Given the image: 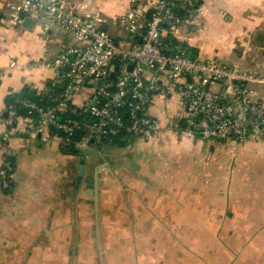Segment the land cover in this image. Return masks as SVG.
I'll use <instances>...</instances> for the list:
<instances>
[{"label": "crops", "instance_id": "crops-1", "mask_svg": "<svg viewBox=\"0 0 264 264\" xmlns=\"http://www.w3.org/2000/svg\"><path fill=\"white\" fill-rule=\"evenodd\" d=\"M13 1L0 0V131L9 99L52 79L43 56L66 39L33 19L31 27L10 25ZM129 1L82 0L75 9L119 39L125 31L113 21ZM224 10L240 27L238 47L213 52L185 23L178 42L203 58L263 67L264 0H208L203 29ZM152 112L180 113L175 100H159ZM29 141L0 147L15 165L11 188L0 193V264H264V143L174 131L148 145L111 140L95 158L62 155L50 143L46 162L25 154Z\"/></svg>", "mask_w": 264, "mask_h": 264}, {"label": "built area", "instance_id": "built-area-1", "mask_svg": "<svg viewBox=\"0 0 264 264\" xmlns=\"http://www.w3.org/2000/svg\"><path fill=\"white\" fill-rule=\"evenodd\" d=\"M81 1L8 3L10 25L31 18L43 33L56 30L66 39L53 56L48 49L43 56L53 71L49 82L62 91L44 103L22 97L7 107L0 147L13 137L40 134L70 151L104 138L150 143L174 131L191 139L264 143V66L249 70L203 58L176 38L181 24L205 15L208 0H130L113 21L125 31L119 39L94 16L77 12ZM48 83L41 92L50 90ZM159 100H175L179 115L153 113ZM9 158L0 157V193L12 186L15 165Z\"/></svg>", "mask_w": 264, "mask_h": 264}, {"label": "rangeland", "instance_id": "rangeland-1", "mask_svg": "<svg viewBox=\"0 0 264 264\" xmlns=\"http://www.w3.org/2000/svg\"><path fill=\"white\" fill-rule=\"evenodd\" d=\"M230 15L231 14H228L226 16L225 10L221 11L218 19H214L212 21V23L210 24L211 27L207 31L203 29L204 26L203 17L193 18V20L190 23L188 24L185 23L184 25H186L190 29L191 36L196 33L202 35V38L200 40L202 43L206 44V47H209V50H212L213 52L228 51L229 48L238 47L242 43L241 35L239 33L240 27L234 25L233 19L229 18ZM179 27H181V25ZM123 31L124 30L120 28L121 34L124 33ZM191 52L197 55H199L200 53V52L198 53L197 50L193 51L192 49ZM213 56L214 55H212V57ZM180 135L183 139L186 138L183 134L180 133ZM29 138H30L29 141L30 143L28 144L29 148L27 147L25 150H23L25 151V154L35 155L39 157L41 160L47 162V159L50 158L48 157V155L50 154H48L47 151H49L48 149L51 146L50 143H56L55 139L51 137L48 140H42L40 145H36L32 137ZM116 139H121V138H116ZM110 141H111L110 139L104 138L103 140H101V143H93L91 145L88 146L86 145L84 147H81L79 153H76L75 151H65L61 148H60L61 150L59 149V151L61 152L60 154L62 155L78 154L85 158L86 157L95 158L101 156V150L102 152H107L109 150L111 146L108 144H112ZM150 143H147L142 139H138L133 136H130L127 145L137 146L138 144L148 145ZM117 146L118 145L114 147L115 150L118 149ZM208 261H210V259Z\"/></svg>", "mask_w": 264, "mask_h": 264}, {"label": "trees", "instance_id": "trees-1", "mask_svg": "<svg viewBox=\"0 0 264 264\" xmlns=\"http://www.w3.org/2000/svg\"><path fill=\"white\" fill-rule=\"evenodd\" d=\"M48 86H49L50 90L46 91L45 93H43L44 91L40 93V92H38V90L30 88V87L24 88L20 93L16 94V96L13 97V100L11 101V103H9L8 107L11 104H13V105L16 104L15 100L17 98H22V97H28V98H31V99H34V100H37V101L44 103V102L48 101L49 96L56 95V94L58 95L62 91V86L60 84H53L52 82H49ZM20 113L23 115L25 112L23 109H20ZM115 142L120 144V145H123V146L127 144V141H126V143H124L122 138L116 139ZM70 151H75V150L73 149ZM9 159H11V158H9ZM11 160L13 161V159H11Z\"/></svg>", "mask_w": 264, "mask_h": 264}, {"label": "water", "instance_id": "water-1", "mask_svg": "<svg viewBox=\"0 0 264 264\" xmlns=\"http://www.w3.org/2000/svg\"><path fill=\"white\" fill-rule=\"evenodd\" d=\"M24 25L26 26V27H31L32 25H33V21H32V19H30V18H27L26 20H25V23H24ZM261 38V36H259L258 37V39H260ZM11 101H12V99H9V102L11 103ZM7 112V111H6ZM4 113V116H6V114L7 113ZM183 127H186V123H183ZM37 142H36V145H40V143H41V141H40V134H38L37 135ZM123 140H127V138L126 137H124V139ZM76 152H79V150H76ZM81 174L83 173V167L81 168ZM88 180H91V177L89 178L88 177Z\"/></svg>", "mask_w": 264, "mask_h": 264}]
</instances>
